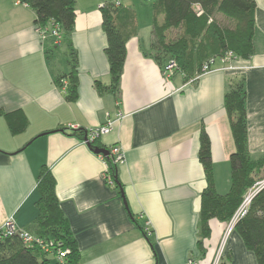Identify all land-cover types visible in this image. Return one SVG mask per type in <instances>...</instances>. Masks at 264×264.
<instances>
[{
  "label": "crops",
  "instance_id": "1",
  "mask_svg": "<svg viewBox=\"0 0 264 264\" xmlns=\"http://www.w3.org/2000/svg\"><path fill=\"white\" fill-rule=\"evenodd\" d=\"M106 1L75 0L74 31L55 44L38 32L33 9L0 0V110H22L28 119L26 130L14 136L0 117V225L12 216L19 227L35 232L37 184L46 166L77 242L79 264H210L229 223L210 220L202 258L198 227L207 179L199 159L200 133L205 129L210 137L215 185L224 194L235 151L224 96L230 78L242 75L248 150L252 159L264 158V0H255L252 57L234 60L232 70L189 80L178 69L166 77L168 62L160 65L150 56L153 12L144 4L149 1L118 0L136 12L137 29L126 43L117 95L97 87L111 82L101 11ZM74 57L78 94L70 102L66 81L59 85L56 79L71 71ZM109 122L111 130L98 144L123 152L124 162L117 165L121 189L110 183L103 155L71 134ZM224 258L226 264H258L234 227Z\"/></svg>",
  "mask_w": 264,
  "mask_h": 264
},
{
  "label": "trees",
  "instance_id": "2",
  "mask_svg": "<svg viewBox=\"0 0 264 264\" xmlns=\"http://www.w3.org/2000/svg\"><path fill=\"white\" fill-rule=\"evenodd\" d=\"M118 0H107L101 7L102 27L107 36L106 56L110 64V85L97 84L100 92L119 94L120 78L126 59V43L136 33V12L128 7L116 6ZM153 12V39L150 56L160 65L174 59L178 70L186 79L202 73L204 66L216 69V64L232 53L231 59L247 60L254 54L255 0H150ZM36 13V25L43 29H57L61 38L74 31L75 0H20ZM219 68V67H218ZM67 83L66 99L73 102L78 94L76 57L68 74L56 79ZM245 78L235 75L229 80L224 96V108L229 119L235 151L230 156V188L217 191L211 141L205 129L200 133L199 159L205 170L207 186L201 195L198 248L202 258L206 255L203 240L210 237L209 222L217 219L229 223L241 208L246 195L259 182L264 181V158L252 159L248 150V125ZM10 133L18 135L28 126L22 110L4 112ZM63 131H67L63 129ZM71 134L87 142L88 130L75 129ZM94 151L101 146L98 139L87 142ZM100 155V154H99ZM108 175L117 187V165L111 156H103ZM36 229L34 234L50 240L62 251H68L62 261L55 254L44 252L39 246L27 247L17 237L0 239V264H79L81 255L68 221L64 217L56 195V180L46 166L42 167L37 184ZM121 194L123 192L121 191ZM132 216V215H131ZM133 218V216H132ZM134 223L148 239L147 232L134 218ZM248 250L254 252L258 264H264V187L252 198L246 213L234 226ZM149 240V239H148ZM151 244V243H150ZM152 245V244H151ZM153 246V245H152ZM222 255L219 264H226Z\"/></svg>",
  "mask_w": 264,
  "mask_h": 264
},
{
  "label": "built area",
  "instance_id": "3",
  "mask_svg": "<svg viewBox=\"0 0 264 264\" xmlns=\"http://www.w3.org/2000/svg\"><path fill=\"white\" fill-rule=\"evenodd\" d=\"M147 1H150V0H147ZM16 3L21 4L20 0H16ZM115 4L118 5L119 3L116 2ZM37 30H38V32H40V34L42 35L43 38H46L48 36H52L54 38L55 44H58L60 39H61L60 33L57 29L45 30V29L38 26ZM231 56H232V53H228L222 59V63L226 64L225 66H227V67L216 68V69L210 70V69H208L207 66H204L202 69V74H206L208 72L216 71V70L218 71L221 69H230V70L234 69L233 65H231V64L235 59H231ZM175 69H178L176 62L174 60H169L168 63L166 64V66L164 67V72L166 74V77H170L172 75V73L175 71ZM111 127H112V122H109V123L102 125L98 128L88 130L87 142H92L93 140L100 138L102 135L109 133L111 130ZM108 151H109V156H111L112 161L115 165H118V164L124 162V154L121 151L119 146H117V145L112 146L108 149ZM109 181H110V183H112L111 179ZM263 187H264V181L259 182L254 188H252L250 190L251 193H249L245 197V200H244L241 208L236 213L234 218L229 222L228 227H227L228 229L225 233V236H223V241H222L223 244H222L221 252L219 255H216V257H215V259H216L215 264H218L221 256L223 255L225 241H226L227 237L229 236L233 226L236 224L238 219L241 218L246 213L247 208H248L252 198ZM2 235H3V237H7V236L8 237H18L23 241L24 245L27 247L39 246L44 252L50 253V254H55L57 259L60 261H62L63 258L65 257V255L68 253V251H62L61 249H59V247L54 245V243L52 241L42 239L39 236L35 235L34 233L19 227L18 224L16 223V220L12 216L9 217L2 225H0V237ZM188 264H198V262H196L194 260H190Z\"/></svg>",
  "mask_w": 264,
  "mask_h": 264
},
{
  "label": "rangeland",
  "instance_id": "4",
  "mask_svg": "<svg viewBox=\"0 0 264 264\" xmlns=\"http://www.w3.org/2000/svg\"><path fill=\"white\" fill-rule=\"evenodd\" d=\"M149 2H150V1H149ZM149 2H148V3H144V4H145L147 7H150V6H152L153 2H151V3H149ZM116 6H120V4H118V5H116ZM52 38H53V37H52ZM63 47H64V45H63ZM63 47H61V48L58 49V58H59V56H61V54L59 55V53L62 52V48H63ZM170 60H174V59L172 58V59H170ZM249 193H251V192H248V194H249ZM248 194H247V195H248ZM247 195H246V196H247ZM234 226H235V225H234ZM234 226H233V227H234ZM227 229H228V228L225 229L224 233H223L222 236H221V239H220L219 242H218V245H217V247H216V249H215V251H214V254H215V255L213 254L212 259H211V261H210V264H213V263L215 264V263H216V259H215V257H216V255H219L220 252H221V248H222V244H223V242H222V241H223V236H225V233H226ZM25 230H27V229H25ZM28 231H29V230H28ZM1 238H4L3 235L0 237V239H1ZM17 238H18V237H17ZM19 239H20V238H19ZM20 240H21V239H20ZM21 241H22V240H21ZM22 243H23V241H22ZM23 244H24V243H23ZM223 256H224V250H223ZM213 257H214V258H213ZM219 261H220V260H219ZM55 262H56V260H52L51 264H55ZM218 264H219V262H218Z\"/></svg>",
  "mask_w": 264,
  "mask_h": 264
},
{
  "label": "water",
  "instance_id": "5",
  "mask_svg": "<svg viewBox=\"0 0 264 264\" xmlns=\"http://www.w3.org/2000/svg\"><path fill=\"white\" fill-rule=\"evenodd\" d=\"M87 141V140H86ZM94 152L96 154H102L103 156H108L109 155V151L107 149H103V148H96L94 150Z\"/></svg>",
  "mask_w": 264,
  "mask_h": 264
},
{
  "label": "bare ground",
  "instance_id": "6",
  "mask_svg": "<svg viewBox=\"0 0 264 264\" xmlns=\"http://www.w3.org/2000/svg\"><path fill=\"white\" fill-rule=\"evenodd\" d=\"M210 256H211V254H210Z\"/></svg>",
  "mask_w": 264,
  "mask_h": 264
}]
</instances>
